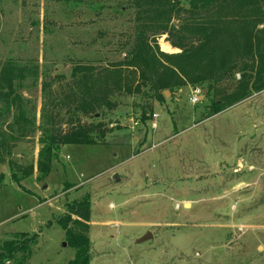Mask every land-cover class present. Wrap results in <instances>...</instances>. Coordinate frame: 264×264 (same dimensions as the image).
I'll use <instances>...</instances> for the list:
<instances>
[{
	"label": "rangeland",
	"instance_id": "rangeland-1",
	"mask_svg": "<svg viewBox=\"0 0 264 264\" xmlns=\"http://www.w3.org/2000/svg\"><path fill=\"white\" fill-rule=\"evenodd\" d=\"M131 2L0 0V66L18 68L16 106L0 97V246L36 234L18 264H68L74 250L59 220L88 197L89 264H264V91L209 116L215 95L189 100L202 86L161 104L145 88L111 90L110 111L78 114L80 123L103 124V144L64 146L47 177L37 171L41 132L50 120L55 131L67 129L71 70L103 69L94 75L102 79L124 60L136 26ZM157 44L162 53L181 52L166 36Z\"/></svg>",
	"mask_w": 264,
	"mask_h": 264
},
{
	"label": "trees",
	"instance_id": "trees-1",
	"mask_svg": "<svg viewBox=\"0 0 264 264\" xmlns=\"http://www.w3.org/2000/svg\"><path fill=\"white\" fill-rule=\"evenodd\" d=\"M131 3L136 21L133 43L124 60L116 64L117 70L106 71L102 79L94 75H100L103 69L75 66L71 70L72 85L63 97L71 112L65 123L67 129L55 131L54 121L50 120L49 129L41 132L43 158L37 171L43 177L50 174L60 148L103 144V124L80 123L78 114L95 118L103 109L110 111L115 106L106 99L111 90L133 95L145 88L150 98L161 104L166 91L173 95L186 86H202L208 91L207 98L217 97L209 105V116L264 91V0H187V7H182L179 0ZM174 19L179 20V25L172 23ZM161 36H166L170 46L181 52H160L157 39ZM164 46L165 50L170 49L168 44ZM15 69L18 68L11 62L0 66V97L6 104L11 102L6 107L16 106ZM236 73L240 78L229 91L218 89ZM148 110V117L146 109L141 110L143 123L150 120V105ZM23 121L20 113L17 122ZM89 219L90 200L86 197L69 205L68 213L59 220L66 241L74 250V259L68 264H89ZM36 243V234L15 235L0 246V264H18V256L29 255Z\"/></svg>",
	"mask_w": 264,
	"mask_h": 264
},
{
	"label": "built area",
	"instance_id": "built-area-1",
	"mask_svg": "<svg viewBox=\"0 0 264 264\" xmlns=\"http://www.w3.org/2000/svg\"><path fill=\"white\" fill-rule=\"evenodd\" d=\"M201 94H202V90L199 88L192 90V95H191V98L189 99L190 103L192 105H195L196 103H198L200 99L199 97ZM154 117L156 116L154 115Z\"/></svg>",
	"mask_w": 264,
	"mask_h": 264
},
{
	"label": "water",
	"instance_id": "water-1",
	"mask_svg": "<svg viewBox=\"0 0 264 264\" xmlns=\"http://www.w3.org/2000/svg\"><path fill=\"white\" fill-rule=\"evenodd\" d=\"M207 92H208L207 90H204V91L202 92L203 96L206 95ZM169 95H170L169 92H167V91L164 92V97H168ZM203 96L200 97V100H202ZM114 181H115V182L118 181L117 177L114 178ZM185 207H187V205H185ZM148 239H151V235H150V234H148V235L145 236L143 239H141V242H143V241H147Z\"/></svg>",
	"mask_w": 264,
	"mask_h": 264
},
{
	"label": "crops",
	"instance_id": "crops-1",
	"mask_svg": "<svg viewBox=\"0 0 264 264\" xmlns=\"http://www.w3.org/2000/svg\"><path fill=\"white\" fill-rule=\"evenodd\" d=\"M259 94V93H258ZM257 95V94H256ZM247 100V99H246Z\"/></svg>",
	"mask_w": 264,
	"mask_h": 264
}]
</instances>
